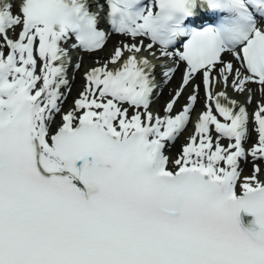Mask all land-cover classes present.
<instances>
[{"label":"snow or ice","instance_id":"1","mask_svg":"<svg viewBox=\"0 0 264 264\" xmlns=\"http://www.w3.org/2000/svg\"><path fill=\"white\" fill-rule=\"evenodd\" d=\"M113 34L125 39L62 110L68 73L81 68L63 44L74 38L90 54ZM181 63V83L154 114L157 68L167 85ZM201 86L194 132L170 159ZM229 87L245 104L260 94L251 119ZM257 161L264 0H0V264H264Z\"/></svg>","mask_w":264,"mask_h":264},{"label":"bare ground","instance_id":"2","mask_svg":"<svg viewBox=\"0 0 264 264\" xmlns=\"http://www.w3.org/2000/svg\"><path fill=\"white\" fill-rule=\"evenodd\" d=\"M13 11L15 12L16 9L14 8ZM16 31L18 32L19 29H17ZM124 39L125 38L121 37V36L111 37L109 39L108 43L103 47L102 50H99L98 52L93 54L94 61H91V64L86 65V66H85V64H82V67L80 68L79 72L76 73V78L74 80L70 81L69 86L71 87V91L67 93V99L64 101V103L62 105V110L69 109L72 106L73 101L78 97L79 93L83 90L82 89L83 86H81V83L84 82V73L92 67L102 66L107 60H109L111 54L113 53L114 50H112V47L115 48L116 46H118L119 42L124 40ZM127 42H131V41H127ZM140 57H144V56H138V58H140ZM97 59H103L104 61H97ZM225 59H226V57H225ZM97 62H99V63H97ZM101 62H103V63H101ZM153 63H155L157 65L159 64L157 62H153ZM87 66H88V68H87ZM115 67H119V65L118 64L117 65L109 64L110 69H114ZM183 67H184L183 64L179 65L176 74L174 75L173 79L167 85H164L162 83V77L160 75L161 70L159 69V67L157 68L156 75L160 78L161 87H163V90L160 94V99L158 101V112L160 115L164 114L163 108H164L166 102L171 99L172 94L174 93V91L178 88L179 84L181 83ZM199 82H200V77L197 76L196 80L193 81V83H199ZM250 86H253V84H250ZM221 88H222V86H218L217 90H221ZM191 90L192 89H191V85H190L185 90V92L182 94L181 98L179 99L177 105L175 106V111L181 109V107L187 102V97L191 93ZM256 94H259V93L256 92L255 95ZM255 95H254V98H253L251 104H245V102L247 100V96L244 94H237V97H238L237 101L239 103L245 104L248 112L250 113V119H251V114L254 112V110L257 107V100H256ZM203 108H204V91H203V86H201L199 99H198V102L195 106V110L192 114V119L197 118L198 113L201 112L203 110ZM59 120H60V117L57 116L56 121L59 122ZM189 125H191V122L188 124L187 128L190 127ZM249 128L250 129L252 128L251 123L249 125ZM193 132H194V130L192 129L191 134ZM255 138H256V134L254 132H252L249 140L246 141V143H245L246 149L250 148L252 146L253 142H255V140H256ZM186 142H187V137L184 136L182 133L181 136L178 137L174 143L170 144L166 148L165 154H168L169 156L178 154L179 151L181 150V146L183 144H185ZM225 143L227 144L228 141H226ZM226 144H224V145H226ZM249 161H251L250 157H249ZM256 163H259V161H257ZM170 167H171V165H170ZM241 167L245 168L246 170H249V172H252V163L251 162H249V163H243L242 162Z\"/></svg>","mask_w":264,"mask_h":264}]
</instances>
